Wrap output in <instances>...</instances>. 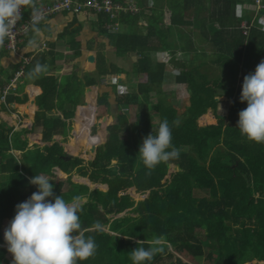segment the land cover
<instances>
[{"label": "trees", "instance_id": "trees-1", "mask_svg": "<svg viewBox=\"0 0 264 264\" xmlns=\"http://www.w3.org/2000/svg\"><path fill=\"white\" fill-rule=\"evenodd\" d=\"M231 1L230 17L221 15L216 20H205L203 22L211 24L210 32L202 26L201 30L195 29L187 35L184 51L189 53L187 57L190 56L187 63H178L175 51L168 52L171 64L180 65L173 74L175 80L185 85L188 91V105L183 117L177 114L173 103L165 106L160 98L156 99V104L150 101L160 91L153 90L150 84L161 85L163 71L171 65L152 61L148 51H138L136 66L128 74L129 78L136 80L134 89L123 90L115 83H103L110 90L101 91L97 102L102 107L94 117L98 118L101 113L109 114L111 104L116 106V123L108 125L110 133L105 145L109 146L108 157L110 152L121 157L116 163H111L108 158V172L113 173L112 179L107 180L109 189L103 194L98 189L89 191L85 184L71 183L69 191L55 193L66 201L82 193H88L94 200L80 204L79 218L85 237H94L99 247L95 256L78 264H133L128 253L136 247L148 248L153 237L162 240L164 251L145 264H187L185 262L198 256L213 264H264V144L248 141L237 127L238 113L247 107L246 101H240L243 78L255 71L262 60L261 54L264 55V4L255 0V15L244 19L236 14L235 1ZM31 5H28L23 17L30 14ZM259 17L263 19L260 21ZM198 18L202 21L203 13H199ZM203 40L209 43L208 47L203 48ZM206 48L213 51H206ZM205 54L211 57L196 63ZM209 62L228 72L230 77L212 74L213 66H208ZM105 72L112 73L107 68ZM94 81L86 79L87 83ZM112 95L114 103L108 99H112ZM218 95L231 97L227 114L216 115L209 124L199 126V116L208 108L214 112L217 109ZM136 109L137 115L131 123ZM151 110L158 113V123L149 119ZM93 111L94 98L88 96L83 114L76 117L74 125L77 138L72 141H80L74 153L78 151V145H89L90 138L95 137L94 130L88 137ZM165 118L172 129V145L180 150L179 159L161 163L151 174H146L148 170L137 156L139 147L152 130L155 134ZM177 119L179 126L172 123ZM53 122L65 124L59 117H55ZM98 135L96 143L101 141L102 132ZM4 141H7L6 134L0 133V144ZM25 143L22 142L20 147ZM68 145L71 148L72 143ZM47 149H52L50 157L59 166L81 161L80 158L66 161L62 148L56 143ZM24 157L32 162L26 163L23 168L16 161L4 165L12 177L8 180V189H0L3 199L0 216L11 213L8 207L11 200L30 198L37 191V186L29 182L31 177L50 175L49 168L53 163L45 160V147L26 152ZM173 163L177 165L174 169L170 167ZM78 171L93 182L105 181L104 173L99 171L89 172L82 166L78 167ZM25 172L29 178H26ZM51 175L52 180L62 178L52 172ZM108 176H111L110 173H107ZM25 186L29 189L23 196L19 188ZM132 190L140 194L136 203L130 199ZM98 203L103 210L98 209ZM120 211H132L135 215L128 214L114 220L106 216L107 213ZM96 221L102 225H113L112 228L119 234L114 236V242L112 235L105 230H95ZM197 228L200 231L195 233ZM135 237L137 241L132 240ZM168 245L173 247L172 252L167 250ZM205 246L210 250L205 252ZM1 254L2 250L0 257Z\"/></svg>", "mask_w": 264, "mask_h": 264}, {"label": "crops", "instance_id": "crops-1", "mask_svg": "<svg viewBox=\"0 0 264 264\" xmlns=\"http://www.w3.org/2000/svg\"><path fill=\"white\" fill-rule=\"evenodd\" d=\"M114 1L120 2L125 7L124 10L116 12L114 16L105 12L90 11L75 14L52 13L30 24L27 31L19 37L14 48L6 46V39L4 45L0 47V133L6 134L7 139L0 144V181L4 180L0 185L1 190L8 189V180L12 177L4 165L16 161L23 168L26 163L32 162L27 160L24 154L44 147L45 160L51 164L53 163L50 157L52 149H47V147L56 143L62 148L64 152L62 156L66 161L74 158H80L81 161L74 165L69 162L65 166L55 163L50 166V175L46 177L53 185L54 194L69 191L71 183L85 184L89 191L98 189L105 194L109 189L107 180L112 179L113 175L111 171L108 172L110 168L108 158L111 163L121 160V157L114 156L111 152L108 157L109 146L105 145L110 133L108 125L115 122L114 116L117 110L116 106L111 104L109 114L101 113L98 116L99 119L101 117L100 120L95 119V122L93 120L90 122L89 138L92 130L95 131L97 138L102 130H105L107 135L102 133V139L97 143L94 142V138H90L88 159L77 157L73 153L76 144L80 141L79 143L72 141L77 138L74 125L76 117L83 114L88 96L98 100L101 91L109 88L108 85H103L102 79H119L115 84L120 88L118 85H121V79L129 78L130 69L136 66L138 51L162 53L158 57L161 60H153L152 57L151 60L167 64L170 61V56H167L168 52L177 50L182 53L186 50V37L192 31L201 30L203 26L210 32L211 24L203 21L216 20L221 15L230 17L232 14L231 0ZM234 1L236 14H240L244 19L253 18L255 15L253 10L257 5L255 0ZM261 1L264 4V0ZM53 2L54 0H32V11L27 17L22 16V22L30 18L37 8L50 6ZM27 7L28 5L25 6L23 13ZM199 13H203L202 21L198 18ZM213 29L217 27L213 26ZM208 46L209 43L203 40V48ZM140 47H142L141 50ZM211 50L213 51L211 48H206V51ZM132 52L136 55L134 59L129 57ZM176 59L178 63L185 62L182 55H176ZM37 62L46 64L48 70L30 78L28 73ZM106 68L112 73L107 74ZM86 79L95 81L87 83ZM134 83L135 88L136 81ZM114 99L112 95L111 103H114ZM96 103L97 101H94L93 114L100 110ZM137 111L138 109L134 111L131 123ZM109 115L113 119L111 122L106 120ZM55 117L61 118L65 124L59 125L53 122ZM103 117H106L105 121ZM71 123H73L72 127ZM58 137L68 142L67 144L72 143L71 148H67L68 151L64 150L63 141L58 140ZM22 142L26 143L20 147ZM78 146L80 151L82 144ZM71 150L73 153L69 152ZM80 166L89 172L95 170L104 173L105 181L93 182L87 175H82L78 171ZM51 172H57L59 174L57 175L62 178L52 180ZM107 173L111 176L106 177ZM25 176L29 178L26 172ZM28 187H20L19 193L25 196L24 193L28 192ZM139 196L137 190L130 192V199L135 203ZM79 197H81L80 204L89 200L94 202L88 193L79 194ZM27 199L11 200L8 206L11 213L0 216V250H2L0 264H12V254H6L7 247H3V243H6L4 229L14 218L16 205ZM71 201L72 199L68 202ZM2 202L3 199L0 197V205ZM97 207L103 210L100 203ZM128 214L135 215L132 211H120L107 213L106 216L114 220ZM112 226L111 223L103 225V231L112 235V242H114V236L119 234ZM132 240L137 241L138 239L135 237Z\"/></svg>", "mask_w": 264, "mask_h": 264}, {"label": "clouds", "instance_id": "clouds-1", "mask_svg": "<svg viewBox=\"0 0 264 264\" xmlns=\"http://www.w3.org/2000/svg\"><path fill=\"white\" fill-rule=\"evenodd\" d=\"M31 3L32 0H0V47L12 35L21 8ZM47 70L46 64L37 62L28 75L34 78ZM240 101L247 102V107L238 113L241 136L264 144V60L254 72L244 76ZM172 123L179 126L180 121ZM137 156L148 170L146 174H151L161 163L179 159L180 150L172 145V129L167 118L160 122L155 134L152 130L143 138ZM29 182L38 190L16 205L15 216L4 229L12 264H78L95 256L99 247L95 238L85 237L81 230V197L75 196L68 202L55 195L53 185L44 175H35ZM94 228L102 231L103 225L96 221ZM163 251L162 240L153 237L148 248L136 247L128 255L133 264H145Z\"/></svg>", "mask_w": 264, "mask_h": 264}, {"label": "rangeland", "instance_id": "rangeland-1", "mask_svg": "<svg viewBox=\"0 0 264 264\" xmlns=\"http://www.w3.org/2000/svg\"><path fill=\"white\" fill-rule=\"evenodd\" d=\"M133 6H135V5L133 4ZM258 19L261 21V19H263V18L259 17ZM172 48H174V46H172ZM175 53H176V55H182L183 58H185V63H187V61H189V59H190L189 58L190 56L187 57V55L189 54L188 52H184L183 51L182 53H179V52H177V50H175ZM160 54H162V53H157V52H153L152 51V52H150V55H151L150 58L152 57L153 60H158L159 61V60H161V59H158ZM167 56L169 57L170 54L167 53ZM208 56L211 57V55H209V54L201 55L196 60V63L198 61H200L201 59L207 58ZM129 57H133V59H134V57H136V55L132 52L129 55ZM165 59H167V58L165 57ZM261 59L264 60V55L263 54H261V56H260V60ZM193 63H195V61ZM167 65H169V66L171 65V67L170 68L169 67H167V68L165 67V70L163 71V79H164V81L162 82V84L161 85L150 84V86L152 87L153 90H157V89L160 90L159 92L155 93V97L150 99V101H152L154 104H156V99L158 100L160 98L161 100H163V104L165 106L166 105H170V104L173 103L177 107V111H176L177 114L178 115L181 114V117H183L184 116L183 113L186 110L187 105H188V91L185 90V87H184L185 85L178 84V82L175 80V77L173 76V74L177 72L176 70H178L180 65H178V66H177V64H173L172 65L170 63V61L167 63ZM208 66H213L212 74H221V75L223 74V76L230 77V74L228 72H225V71H223V69L215 67L214 64L209 62ZM227 80H229V79H227ZM118 81H119V79H102V82H106V83H116ZM134 81H136V80L135 79L130 80L128 77H127V79H121L120 84L124 83V86L120 85V88L123 87L122 88L123 90H132V89H134V85H135ZM105 89L110 90V88H105ZM230 100H231V97H225V96H219V95L216 96L217 109L215 110V112L211 108H208L201 116H199L197 118V124L199 126L207 125V124H209L210 122L213 121V119L216 117V115H219V116L220 115H226L227 111H228V106H229ZM94 101H97V99H95ZM96 105H98L99 107H102V106H100L101 104L98 103V102L96 103ZM103 115H105V114H103ZM158 118H159L158 113L153 111V110H151L149 119H151V120L153 119L154 122H156L158 120ZM208 118L209 119L211 118V119L209 120ZM92 119L95 122L94 114L92 116ZM96 119L100 120L101 117H100V119H99V117L96 118ZM106 120H110V122L113 121V119H112V117L110 115L107 116ZM104 123H106V122H104ZM72 126H73V123H71V127ZM94 126H95V124H94ZM70 130H71V128H70ZM78 133H81V132H78ZM102 133H103V135H107V132L105 130H102ZM96 136L97 135H95L93 140L97 139ZM57 139L61 140L62 138L58 137ZM61 141H63V140H61ZM67 143L68 142H66V141L62 142V147L64 148V150L66 149V151H68L67 148H69ZM185 149L183 151H185ZM88 150H89L88 145H82V147L80 148V151L78 150L77 152L73 153L72 150H71L69 152L73 153V155H76L77 157L79 156V157H81L83 159H88L87 158L88 157L87 156ZM170 167L172 169H174V168L177 167V165H176V163H173V164L170 165ZM54 173L58 174L57 172H54ZM199 231H200V229H198V228L195 229V233H197ZM3 244H4L3 247H7L6 243H3ZM167 250L172 252L173 251V247L171 245H168ZM208 250H210V248L205 246L204 247V251L207 252ZM6 254H10V253L7 251ZM179 257L185 262L183 257H181V256H179ZM185 263H187V264H213L212 261L207 260L203 256L195 257L193 260H190V261L185 262Z\"/></svg>", "mask_w": 264, "mask_h": 264}, {"label": "built area", "instance_id": "built-area-1", "mask_svg": "<svg viewBox=\"0 0 264 264\" xmlns=\"http://www.w3.org/2000/svg\"><path fill=\"white\" fill-rule=\"evenodd\" d=\"M24 8L25 6L21 8L20 18L15 24L12 35L6 38V46L9 48L15 47L19 37L23 35L22 33L27 31L30 24L40 21L52 13L70 12L75 14L82 11H90L105 12L114 16L116 12H120L125 9L120 2L114 0H54L50 6H41L37 8L34 13H32L30 18L22 22Z\"/></svg>", "mask_w": 264, "mask_h": 264}, {"label": "water", "instance_id": "water-1", "mask_svg": "<svg viewBox=\"0 0 264 264\" xmlns=\"http://www.w3.org/2000/svg\"><path fill=\"white\" fill-rule=\"evenodd\" d=\"M105 119H106V117H103V121H105ZM68 155H70V156H71V154H70V153H68Z\"/></svg>", "mask_w": 264, "mask_h": 264}, {"label": "flooded vegetation", "instance_id": "flooded-vegetation-1", "mask_svg": "<svg viewBox=\"0 0 264 264\" xmlns=\"http://www.w3.org/2000/svg\"><path fill=\"white\" fill-rule=\"evenodd\" d=\"M109 100H111L110 98H108Z\"/></svg>", "mask_w": 264, "mask_h": 264}]
</instances>
